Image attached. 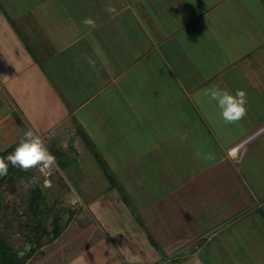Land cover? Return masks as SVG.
I'll return each mask as SVG.
<instances>
[{
	"label": "crops",
	"instance_id": "obj_1",
	"mask_svg": "<svg viewBox=\"0 0 264 264\" xmlns=\"http://www.w3.org/2000/svg\"><path fill=\"white\" fill-rule=\"evenodd\" d=\"M9 3L0 1V83L10 86L22 107L21 114L55 155L51 171L63 167L69 195L87 202L77 204L72 217L66 214L69 219L58 237L42 239L37 245V229L22 247L11 246L19 257L32 251L24 264H90L85 255L79 254L76 260L62 258V249L56 248L80 211H87L90 219L77 224L73 234L83 240L92 232L93 221L107 216L113 255L118 257L123 246L130 264H168L174 260H179L178 264H205L206 249L224 252V262L219 264H264V185L258 187V182V203L245 185L242 196L247 202L242 200L238 212L209 228L218 237L212 248L202 238L207 231L195 233L192 239L177 226L165 231L158 226L165 222V216L161 214L155 224L157 215L154 219L150 216L155 211L143 216L153 235L137 223L125 229L132 212L119 225L116 216H110L109 206L123 203L130 186L139 185L147 193L153 186H161L162 180L172 185L181 179L180 186H188L192 179L184 174L190 168L184 162V146L189 148L198 175L203 176L198 181L201 184H195L194 179L190 186H207L211 188L209 195L217 184L232 183L233 172L245 170L256 179L253 164L241 171L237 164L246 160L247 145L264 135V102L258 104L264 99L259 93V85L264 92V83L258 80L264 77V0H35L25 7L16 5L19 12L14 17L13 4ZM85 17H92L96 27L84 25ZM215 86L246 91L247 113L241 120L225 124L216 119L219 110L204 95ZM237 145L238 156L230 157L228 150ZM262 145L264 148V142ZM200 148L210 150L209 161L196 157ZM178 152L180 163L177 160L174 166L173 157L178 158ZM148 153L147 162L154 170L150 180L144 173ZM85 162L98 165L99 174H91V179L98 183L104 177L103 185L82 190L86 175L78 172ZM213 168L218 169L219 179ZM117 171L123 175L117 177ZM144 182L150 184L145 187ZM91 193H95L93 199H89ZM232 220L233 225L238 223L234 228L216 229ZM53 232L49 230L47 235ZM159 234L165 236L162 251L169 254L162 255L154 247L152 239ZM189 245L190 252L176 256ZM4 263L6 259L0 264Z\"/></svg>",
	"mask_w": 264,
	"mask_h": 264
},
{
	"label": "rangeland",
	"instance_id": "obj_2",
	"mask_svg": "<svg viewBox=\"0 0 264 264\" xmlns=\"http://www.w3.org/2000/svg\"><path fill=\"white\" fill-rule=\"evenodd\" d=\"M0 1L3 2L5 0H0ZM9 1H10L9 4H13L14 6V8L12 6L11 9L14 11L11 12V15L14 17L16 15V12H19V9H17L19 6L20 8L23 6L25 7V5H27L29 2L35 0H8V2ZM3 5L4 7L7 6L5 3H3ZM16 5H18L17 8ZM258 80H259V84L264 83L263 76L262 77L260 76ZM9 87H10L9 85H3L0 83V152L7 150L12 145L14 146V144L16 147L19 141L21 140V138L23 137L24 131L29 128L32 129V126L29 123L30 120L21 114L23 110L21 109L22 107H20L19 105L18 102L19 100L15 98L14 94L12 93V91H10ZM259 88H260L259 93L264 94V92H262V86L259 85ZM262 102H264V99L259 101L258 104ZM216 119L218 121L222 120L219 115H217ZM261 134H264V131ZM209 135L211 138V134ZM218 135L221 136V134ZM263 142H264V135L259 137L255 141L249 143L247 145L248 151H247L246 160L242 164H237V168L240 171L242 169H245L246 165L248 166V164L251 165L253 164L256 167L253 169L255 170V172H257V176L255 177L256 179L250 178L247 171L245 170L244 173L240 172V174L237 172H233L232 183L230 182L225 186L222 183L217 184L216 187L213 188L211 195H209L211 188L207 186H196V187L190 186V182H192L195 179V181L193 182L197 184L198 181H200V179L203 180L202 178L203 176H199L200 172L197 171V167H195L196 164L192 163V158L190 156V153L188 152L189 148L184 146V153H183L184 162L190 165V168L188 169L189 171L185 170L184 174L188 175L189 179L190 178L192 179L190 182L188 181V186L185 185L180 186L181 179L177 180L179 182V186L176 185L177 181H175L172 185H169L167 181L162 180L160 184L161 186H153L152 191L149 193H147V191L144 190V188L139 187V185H137L138 187L130 186L128 190V195L126 197H122L123 199L121 202L123 203H119V204L114 203L109 205L111 207L110 216H112L113 218L116 216L119 225H123L124 224L123 220L125 219L126 215L132 212L131 217L133 218L130 219V222L127 221L129 223L124 224V228L126 229L128 224L131 225V223L134 224L137 223L138 226L140 225L145 226V229L148 230L149 233H152L153 235L152 227L151 228L148 226L146 227V223L144 222L146 219H143V216L148 211L150 213H153L155 211V213L150 214V216L152 219H154L155 216L157 215L155 224H158L160 222L158 217L161 214L165 216V220H164L165 222L163 221L164 223H162V226L161 224L158 225L162 227L165 231H169L170 229L172 231L173 230L172 228L174 226H177L181 228L183 234H185L186 236L188 235L190 236V237L188 236V239L194 238L195 233L197 232L199 233V232L207 231L206 234L202 236V238L203 241H209L211 244L210 248H212L213 247L212 244L217 242L218 237H216L215 234L213 235L212 234L213 230L209 231V228L212 225H216V223L219 220L223 219L224 217H227L230 213L233 215L234 213L238 212L239 207L243 203L242 200H246V198L242 196L244 192L243 188L245 187V185L248 186L246 188H248L250 192L251 191L254 192L253 194L254 201L258 203L257 199H259L258 197H260V193L257 190L258 188H256L257 187L256 182H258V187L261 184L264 185V148L262 147ZM15 147L9 153L13 152ZM209 149L207 152V149L200 148L199 150L201 154L200 156H196V157L205 158L207 159V161H209L211 159L209 158L210 157ZM150 154L151 153L145 155L144 157L146 160L145 162H147ZM178 156H179L178 158L176 155L173 157L172 165L176 166L178 163H180L179 158L181 156V152H178ZM217 157L219 156L217 155ZM219 165H220L219 170H221L223 166L221 164ZM82 166L83 167H81L80 168L81 170H79L78 172V173H82V176L86 175V178L84 177L85 183H82L83 184L82 190L95 189L97 186L103 185L102 179H105L104 177L98 179L97 180L98 183L95 182V180L91 179V174L93 173L99 174V170H97L96 168L98 165L85 162L82 163ZM151 167L152 165L148 164L147 162L146 168L144 169V173L148 180L152 179L149 175L150 173L154 172L153 168L151 170ZM217 168H213L214 170H212V172L216 175V178L219 179V172L217 171L218 173H216V170H218ZM94 169H96L98 172ZM23 171H25V174H20L19 171H16V173L14 172V175H11L9 173L10 171L8 170L7 175L0 176V180L2 181V186L0 187V263L2 262V260L5 261V259L9 258L10 256L9 254L11 253L8 252L7 249L8 247L10 246H14L16 248L19 246L22 247L23 244L27 242V240H29L30 238L32 239L31 235L34 233L35 230L37 231L38 229L36 225L37 220H35L34 215L29 207L30 189L32 184L29 183L28 178L31 180L32 179L35 180L39 185L40 189L42 190L45 199L43 204H41L40 208H42V210H46L45 212L47 219L45 220L44 216L42 217V215H40L39 218L44 219L45 226L46 228H48V230L52 231L53 220L55 216L58 214V212L61 211L60 216L61 217L65 216V217L60 221L58 227L59 230L62 231L65 223L67 222V218H66V214L68 213L67 211L71 207L70 200L73 198V196L69 195V190H68L69 188L67 187L65 182V176L67 174L63 170V167L56 166V168L52 171L51 176H49V178L51 179L53 185H51L50 187L44 186L42 180L45 178V176L40 173L38 168H32ZM122 172L123 171H117L115 173L117 177H119L123 175ZM205 176H206V172H205ZM12 179L14 181L11 182ZM203 183L207 184V181H203ZM105 184H107V182H104V185ZM123 184L125 183L123 182ZM149 184L150 182L145 184V187H147ZM124 187L127 188L126 186ZM78 189H79L78 187L75 188L76 191ZM100 189H103V186L100 187ZM94 194L92 193L89 194V199H93ZM84 195H86V193H84ZM139 196L141 197L139 198ZM77 197L79 199V202L77 204L83 205L84 201L82 200V198L79 196ZM139 199L143 200L142 203L140 202ZM209 199L210 201L211 199H214L215 203L213 202L209 203L210 202ZM127 201H129V203H127ZM177 202L180 205L179 206L180 208L176 207ZM245 202H247V200ZM166 203L167 206L165 205ZM85 204L87 205V202L84 203V205ZM180 209H183V211L179 212ZM69 210L76 212L78 210V205L76 208L72 207ZM106 213H109V211H105V214ZM87 214H88L87 211H80L79 214L76 215L74 222L71 225V229L68 232H66L65 235L61 237V239L57 241L56 244L57 246L60 247H56V248L62 249L59 253L62 254L61 255L62 258L76 260L78 259L80 254V256L85 255L86 260L90 264H99V261L100 264H112V262L116 264L115 261L116 259L119 260L117 261V264H130V260L128 262V260L126 259L128 258L126 256L127 255L126 252L125 253L123 252L125 250L123 246L119 247L120 251H118L117 253V256L120 259H118L116 255H113L112 244H111L113 240L107 229L108 227L111 226L109 224L110 221H107V216L105 219H103V221L102 220L100 221L99 219L96 218L97 221L96 222L93 221L95 226L93 225L92 232L88 231V233H86L83 236L82 238L83 240H80L81 237L77 238L76 235L73 234V231L77 229L76 228L77 224L81 226L83 225V221L85 219L86 220L90 219V218L87 219L88 217ZM222 221H224V219ZM233 222L234 220H232L230 224L229 222H226L228 223L227 224L228 227L224 226L226 223H223L222 225H219L218 228L216 229L221 231V230H227L228 228H234L235 226L238 225V223L233 225ZM244 222L247 224L246 220ZM87 225L88 227H90V224ZM46 228L41 225L42 232L45 231L46 233ZM22 235L25 236V239H23V241L20 240ZM214 236L215 239L213 241H210ZM51 237L49 235H45L44 237H42V239H47V238L51 239ZM164 237L165 236L163 234H159L156 237H154V240L152 239V243L154 247H156V249L161 250L159 252L162 255L166 253L168 254L170 253L168 251L167 252H164V250L162 251V248H164V245L162 244ZM120 244L122 245V242H120ZM131 244L132 243H129V245ZM189 248H191V245L188 246V249L179 251L178 254H176V256H180L183 253L190 252ZM66 249H69V252L65 251ZM215 253L213 252V250L210 251L207 249L203 252V255L206 259L205 264H219L221 261L224 262V252L215 251ZM178 263L179 260H174L173 262H169L168 264H178Z\"/></svg>",
	"mask_w": 264,
	"mask_h": 264
},
{
	"label": "clouds",
	"instance_id": "obj_3",
	"mask_svg": "<svg viewBox=\"0 0 264 264\" xmlns=\"http://www.w3.org/2000/svg\"><path fill=\"white\" fill-rule=\"evenodd\" d=\"M82 23L91 28L96 27V21L92 17H85ZM210 102H214L219 110V116L225 124H231L241 120L247 113L248 98L244 89L233 92L228 88L215 86L204 92ZM236 148L231 149L228 155L234 156ZM211 158V157H209ZM56 164L55 155L48 149L42 137L32 129H27L23 137L15 147L14 151L6 157L0 158V176L8 174L9 166L18 167L23 170L38 168L41 174L47 177V169ZM35 184V180H30ZM44 186L50 187V181L44 180Z\"/></svg>",
	"mask_w": 264,
	"mask_h": 264
},
{
	"label": "trees",
	"instance_id": "obj_4",
	"mask_svg": "<svg viewBox=\"0 0 264 264\" xmlns=\"http://www.w3.org/2000/svg\"><path fill=\"white\" fill-rule=\"evenodd\" d=\"M9 22L15 28L13 19L9 18ZM15 30L19 34L17 28H15ZM84 137H86L85 134H84ZM14 147H15V144H14V146L12 145L7 150L1 151L0 152V157L6 156ZM99 162H100L103 170L105 171V173L108 176H111V173L109 171V168L107 167V164L102 159H100V158H99ZM9 171H10L9 173L11 175H14V172L16 173V171H19L20 174H25V171H23L22 169H20L18 167H12V166H10ZM28 180L30 181L31 179L28 178ZM12 181H14V180L12 179L11 182ZM1 186H2V181L0 180V187ZM44 199L45 198L43 196L42 190L40 189V187L37 184V182L35 184H32L31 189H30L29 207H30L31 212L34 215L35 220H37V223H36L37 228L40 229V236H37V241H36V244L37 245H41V243H42V237H44L45 235H47V233L49 231L48 228H46V226H45L44 219L43 218L42 219L39 218V216L42 215V217L44 216L45 220L47 219L46 212H45L46 210H42V208H40L41 207V204H43V202H44ZM60 212L61 211L58 212V214L55 216V218L53 220V225L52 226H53L54 233L52 235H50V237L52 236V238L53 237L54 238L55 237H58L59 234L61 233V230H59V227L58 226H59L60 221L63 219V217L60 216ZM68 213H69V218L72 217V215L74 214L73 211H69ZM66 216H68V215H66ZM69 218L67 217V219H69ZM41 225L46 228V233H45V231L42 232ZM7 249H8V252L11 253V254H9L10 255L9 258L6 259V260H8L7 261V264H24V262L27 259V257L30 255V253H32V251H31L28 254H26L25 256L19 257L18 254H15L14 253L13 248L11 246L8 247Z\"/></svg>",
	"mask_w": 264,
	"mask_h": 264
},
{
	"label": "built area",
	"instance_id": "obj_5",
	"mask_svg": "<svg viewBox=\"0 0 264 264\" xmlns=\"http://www.w3.org/2000/svg\"><path fill=\"white\" fill-rule=\"evenodd\" d=\"M239 147H240V145H237V146H234V147H233V148H236V149H237V152H236V154H235L234 156H232V157L237 156V153H238ZM233 148H231V149H233ZM231 149H229V151H231ZM229 151H228V152H229ZM46 171L48 172V175H47V178H46V179H48V180L50 181V184L52 185L51 180H50V178H49V176L51 175V172H52V171H51V168H50V169H47ZM78 202H79V199H78L77 196H73V198L70 200V204H71V205H76Z\"/></svg>",
	"mask_w": 264,
	"mask_h": 264
},
{
	"label": "water",
	"instance_id": "obj_6",
	"mask_svg": "<svg viewBox=\"0 0 264 264\" xmlns=\"http://www.w3.org/2000/svg\"><path fill=\"white\" fill-rule=\"evenodd\" d=\"M29 246V245H28ZM26 250H28V247L25 249V251L23 252V253H25L26 252Z\"/></svg>",
	"mask_w": 264,
	"mask_h": 264
}]
</instances>
